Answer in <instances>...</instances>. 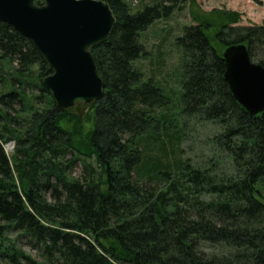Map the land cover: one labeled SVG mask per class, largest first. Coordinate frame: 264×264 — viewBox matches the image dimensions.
<instances>
[{"label":"trees","instance_id":"16d2710c","mask_svg":"<svg viewBox=\"0 0 264 264\" xmlns=\"http://www.w3.org/2000/svg\"><path fill=\"white\" fill-rule=\"evenodd\" d=\"M103 1L116 23L92 48L104 92L87 131L44 86L53 71L33 41L0 20V264H264V111L234 98L223 58L244 43L264 66V23L238 25L225 9L192 13L177 39L175 113L134 62L146 54L141 32L189 0ZM184 116L220 127L213 142L224 159L182 158Z\"/></svg>","mask_w":264,"mask_h":264},{"label":"water","instance_id":"95a60500","mask_svg":"<svg viewBox=\"0 0 264 264\" xmlns=\"http://www.w3.org/2000/svg\"><path fill=\"white\" fill-rule=\"evenodd\" d=\"M0 20L31 39L53 73L44 78L58 106L92 104L104 92L92 48L108 40L116 23L103 0H0ZM224 79L252 115L264 111V66L253 62L244 43L227 45ZM9 144L14 149L15 142Z\"/></svg>","mask_w":264,"mask_h":264},{"label":"rangeland","instance_id":"374dc122","mask_svg":"<svg viewBox=\"0 0 264 264\" xmlns=\"http://www.w3.org/2000/svg\"><path fill=\"white\" fill-rule=\"evenodd\" d=\"M195 1V2H192ZM213 9H225L240 15L238 25H261L264 23V0H189L186 7L177 11L172 17L155 21L147 30L141 32V42L146 54L134 62L135 67L145 74V78L154 77L163 86L172 103L170 112L179 110L183 93L184 52L177 39L184 34V28L194 24L193 12H209ZM92 104L77 102L70 108L72 113L79 116L87 131L92 126ZM183 140L181 143L182 158L190 159L192 163H207L213 157L224 159L213 142V137L220 133V127L198 118H183ZM72 127L71 123L65 124ZM9 144V152H12ZM76 170V175L80 172ZM19 247L40 258V252L25 237L11 236ZM2 264V263H1ZM5 264V263H4ZM9 264V263H8Z\"/></svg>","mask_w":264,"mask_h":264}]
</instances>
